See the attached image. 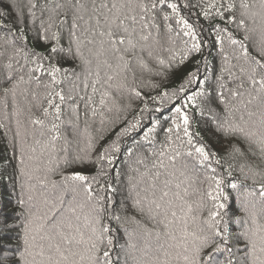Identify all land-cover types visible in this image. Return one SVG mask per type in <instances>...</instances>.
Returning a JSON list of instances; mask_svg holds the SVG:
<instances>
[{
    "label": "snow or ice",
    "instance_id": "snow-or-ice-1",
    "mask_svg": "<svg viewBox=\"0 0 264 264\" xmlns=\"http://www.w3.org/2000/svg\"><path fill=\"white\" fill-rule=\"evenodd\" d=\"M4 4L0 0V21L15 19L6 24L7 36H0V140L12 156L0 167L16 162L20 211L14 215L21 223L9 225L0 208V237L20 229L7 237L15 245L0 243V264H119L113 224L124 232L123 264H264V169L241 167L253 186L228 185L240 213L230 215L225 180L210 163L221 159L194 143L190 131L189 105L203 114L197 99L210 94L203 88L207 77L186 69L203 43L179 4L12 0L11 11ZM183 6L224 25H212L221 58L210 97L220 111L209 109L216 132L228 142L230 156L264 161V0ZM13 23L36 28L43 50L29 46L24 27L17 35ZM183 37L191 44L183 40L181 49L177 41ZM173 79L182 82L169 89L165 82ZM193 84L197 90L190 92ZM134 101L139 110L129 120ZM149 101H178L172 104L175 116L158 148L155 120L125 150L127 195L117 204V189L101 180L114 170L121 139L140 128ZM117 125L123 126L107 140ZM145 142L147 154L141 151ZM57 174L60 179H52ZM133 210L140 219L127 214Z\"/></svg>",
    "mask_w": 264,
    "mask_h": 264
},
{
    "label": "trees",
    "instance_id": "trees-1",
    "mask_svg": "<svg viewBox=\"0 0 264 264\" xmlns=\"http://www.w3.org/2000/svg\"><path fill=\"white\" fill-rule=\"evenodd\" d=\"M180 6L181 15L187 19L194 27L199 40L203 43L201 51L199 53H193L189 61L186 62L187 71H195L197 68L199 69V76L201 79L207 77L203 88L207 90L210 94L209 97H198L197 104H199L203 109V114L199 108L189 105L188 112L190 114V131L194 134V143H203L207 146V149L215 152L216 157L221 159V164L217 165L215 163V158H213L210 163L211 166L216 168V174L223 177L225 180L224 189L227 193L229 199L226 202L228 205V212L230 215H239V203L236 198L237 194L234 190H232L228 185L232 182H242L248 186H253V182L251 179L245 180L244 174L241 173V167H245V172H247V167H256L259 169H264V161H262L258 156L248 155L247 157L240 156H230L228 154V142L223 139L219 133L215 130V123L211 118V113L209 109H214L216 112H219L220 109L217 107L214 100L210 97H214L215 89L217 87L216 77L219 75L221 58L218 46L215 45V32L212 31V25L220 23L221 26H224L222 22L218 19L206 20L200 14V9L195 7L185 8L184 4H195L197 0H174ZM12 3V0H5L4 9L11 11L8 9V5ZM15 19L14 15H9L7 17V21H0V25H5V27H0V36H7L6 24L7 22H11ZM24 27V35L28 38L29 46H36L37 50H43V45L39 43L35 39L36 37V28L32 27L31 24H12L13 31L19 35V28ZM38 26V25H37ZM175 27V25H174ZM178 30V29H177ZM183 40H187L188 46L191 44V39L189 37H183L182 40L177 41L178 48H183ZM197 61L200 63L198 64ZM186 74V73H183ZM158 82V81H157ZM181 79H173L171 81H166V86L171 88H176L181 83ZM197 90V85L193 84L190 86L189 91ZM147 91V89H146ZM152 95H157V92L153 91ZM123 103H127V101H123ZM178 103V101L169 102L166 104H158L152 101H149V111L144 113L143 119L141 121V126L138 129L133 130L129 136H126L121 139L120 147L121 151L117 154V160L113 165L114 170H119L121 175L119 178L116 177L114 170H109V176L106 178H102L101 183L104 182V179H109L113 184V187L117 189V192L114 194V200L119 204L124 200L127 195V176L130 174L128 172L126 158H125V150L132 146L133 138L139 140L143 135V131H145L148 127H151V124L155 120H159L160 124L157 127L155 133L156 147L160 146V143L164 141L165 131L167 127L171 126V119L175 116L174 111L172 110V104ZM134 111L129 112L128 119H132V117L138 112L140 106L139 101L133 102ZM156 108H160L161 111H155ZM123 125H117L110 132L107 133V140H111L115 138V132L119 130ZM97 125L93 126V134H97L94 129ZM110 127V126H109ZM196 133H199V136H195ZM186 139V138H184ZM188 146L185 144L184 151ZM147 149H149V145L145 142L144 148L141 151H145L147 154ZM195 155V154H194ZM12 156V152L10 147L8 150H5V142L0 140V160H4L6 163L10 160ZM186 159L190 163H194L193 158L186 157ZM15 161L11 160L9 166L5 169L0 167V208H3V216L7 218V223L9 225H19L21 223L20 219L16 218L14 213H18L20 208L18 207L16 200L19 194V178L18 174L15 172ZM231 165V168H229ZM79 170V169H78ZM91 169H85V171H90ZM197 170L200 172L201 178L203 176V170L197 167ZM231 171L232 175L229 176L228 172ZM54 180H59L60 175H54L52 177ZM206 187V185H205ZM197 197L193 196L192 200H196ZM130 203V201H129ZM124 214V213H121ZM128 215H137V219H140L139 215L133 211L127 213ZM114 228H117L116 233V248L113 250V258L116 256H120L119 264H123V254L120 252L119 245L124 243V232L122 228H119L118 225L113 224ZM128 227H134V225H129ZM231 227H235L234 225ZM0 230H2V223H0ZM20 232L19 227H17L12 232H5L3 237H0V243L4 244H12L15 245L17 240L8 239L7 237H16ZM218 260H223L224 256H217ZM131 264V262H130Z\"/></svg>",
    "mask_w": 264,
    "mask_h": 264
}]
</instances>
